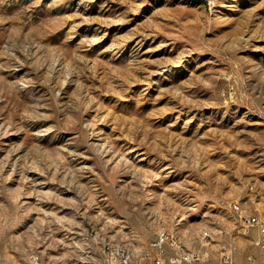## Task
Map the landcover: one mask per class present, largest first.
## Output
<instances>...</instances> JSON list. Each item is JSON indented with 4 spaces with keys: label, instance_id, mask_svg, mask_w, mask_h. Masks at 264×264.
<instances>
[{
    "label": "rangeland",
    "instance_id": "374dc122",
    "mask_svg": "<svg viewBox=\"0 0 264 264\" xmlns=\"http://www.w3.org/2000/svg\"><path fill=\"white\" fill-rule=\"evenodd\" d=\"M262 145L264 0H0V264L258 256Z\"/></svg>",
    "mask_w": 264,
    "mask_h": 264
},
{
    "label": "built area",
    "instance_id": "2783aa9c",
    "mask_svg": "<svg viewBox=\"0 0 264 264\" xmlns=\"http://www.w3.org/2000/svg\"><path fill=\"white\" fill-rule=\"evenodd\" d=\"M260 151L264 153V145L260 147ZM230 208L235 220L244 229L254 231L251 242L257 249L258 256L247 254L243 261H236L233 257L234 247L230 243L227 247H223L216 264H264V213L256 207L249 209L236 202L230 205ZM211 241L212 234L209 233L200 240V247L186 249L173 239V235L161 228L150 239L147 248L139 250V255L127 254L126 246L124 249H116V243L103 246L101 264H207L209 251L206 247ZM29 258L30 264H41L37 254H32Z\"/></svg>",
    "mask_w": 264,
    "mask_h": 264
},
{
    "label": "bare ground",
    "instance_id": "6f19581e",
    "mask_svg": "<svg viewBox=\"0 0 264 264\" xmlns=\"http://www.w3.org/2000/svg\"><path fill=\"white\" fill-rule=\"evenodd\" d=\"M260 154L264 155V153L261 152V151H260ZM207 234H209V233H205V235H203V237L207 236ZM203 237H202V238H203ZM120 249H123V248L121 247Z\"/></svg>",
    "mask_w": 264,
    "mask_h": 264
}]
</instances>
